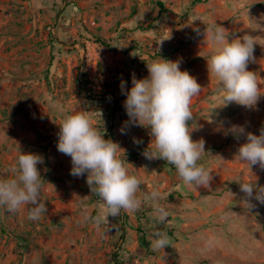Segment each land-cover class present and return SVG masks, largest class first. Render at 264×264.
<instances>
[{"label": "rangeland", "instance_id": "obj_1", "mask_svg": "<svg viewBox=\"0 0 264 264\" xmlns=\"http://www.w3.org/2000/svg\"><path fill=\"white\" fill-rule=\"evenodd\" d=\"M196 18L214 20L230 39L255 36L247 67L264 90V0H0V174L20 150L41 155L47 207L39 221L28 220L26 209H0V264H264V204L253 199L248 208L235 181L264 185V170L253 166L250 173L234 159L245 138L225 135L232 124L259 135L264 97L253 110L234 102L216 107L219 85L206 60L212 45L188 25ZM194 26L205 27L199 20ZM160 57L182 61L202 87L189 124L192 139L205 141L200 162L212 171L208 188L185 186L174 166L144 157L150 129L121 134L128 120L121 81L130 89L133 74L147 77V63ZM70 107L119 144L130 174L142 181L138 194L160 191L170 212L165 223L154 220L147 199L135 212L109 217L115 228L106 236L78 222L82 201L91 215L103 202L90 192L87 174L70 175L71 158L57 150L61 109ZM157 230L170 238L164 250L152 247Z\"/></svg>", "mask_w": 264, "mask_h": 264}, {"label": "clouds", "instance_id": "obj_2", "mask_svg": "<svg viewBox=\"0 0 264 264\" xmlns=\"http://www.w3.org/2000/svg\"><path fill=\"white\" fill-rule=\"evenodd\" d=\"M197 20L205 26L202 31L194 26ZM188 25L193 26L198 35L202 34L204 41L211 42V55L206 60L209 74L216 78L219 85L220 103L216 107H226L234 102L249 110L257 109L264 90L257 74L247 67L255 60L253 54L258 43L255 36L244 34L230 39L228 30L214 20L196 18ZM166 39H171V33L159 41V46ZM181 63L180 60L160 57L147 63V77L138 79L133 74L130 89L121 81L128 120L120 131L126 134V129L132 126L150 129L151 142L142 153L144 157L148 160L162 159L174 166L185 186L208 188L213 180L212 171L200 162L207 152L205 141L192 139L193 128L189 124L193 120V98L201 93L202 87L187 70L181 69ZM61 111L63 115L57 123V150L71 158L70 175L79 178L87 174L86 183L90 192L103 202L96 214L91 215L82 201L78 222L92 224L102 236H106L115 228L109 217L115 219L122 211L135 212L147 199L151 202L154 220L165 223L170 212L161 203L160 191L153 189L147 197L138 194L142 181L137 175L130 174L121 159L119 144L106 139L104 131L86 112L75 107ZM227 134L237 140L242 136L245 138L234 159L245 163L250 173L253 166L264 170V128L256 135L247 131L244 125L232 124L228 126ZM141 142L134 138V143ZM43 163L41 155L20 150L15 162L0 174V209L11 214L26 209L28 220L42 219L47 207L46 200H41L44 184L37 165ZM235 181L245 194L244 202L248 208L254 206L251 203L253 199L264 204V185L258 184L257 178L254 181ZM229 195L232 198L235 193L229 191ZM153 237L151 244L154 250H164L170 245L165 231H154Z\"/></svg>", "mask_w": 264, "mask_h": 264}, {"label": "trees", "instance_id": "obj_3", "mask_svg": "<svg viewBox=\"0 0 264 264\" xmlns=\"http://www.w3.org/2000/svg\"><path fill=\"white\" fill-rule=\"evenodd\" d=\"M196 1H197V0H196ZM159 5H160V7L163 9L162 12H166V11H167V9L165 8L163 2L160 1V2H159ZM100 42L103 43V44H105V42H102V40H100Z\"/></svg>", "mask_w": 264, "mask_h": 264}]
</instances>
